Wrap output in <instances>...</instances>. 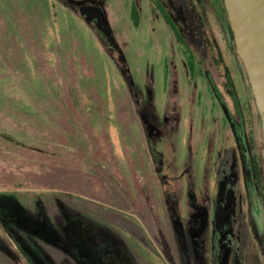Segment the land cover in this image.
<instances>
[{"label":"rangeland","instance_id":"374dc122","mask_svg":"<svg viewBox=\"0 0 264 264\" xmlns=\"http://www.w3.org/2000/svg\"><path fill=\"white\" fill-rule=\"evenodd\" d=\"M159 1L186 45L153 0H0L3 264H264L224 112L226 73L247 94L224 2Z\"/></svg>","mask_w":264,"mask_h":264},{"label":"water","instance_id":"95a60500","mask_svg":"<svg viewBox=\"0 0 264 264\" xmlns=\"http://www.w3.org/2000/svg\"><path fill=\"white\" fill-rule=\"evenodd\" d=\"M233 32L236 54L242 60L264 137V0H223ZM244 167L245 160H243ZM250 180L247 169L245 170ZM251 184V180H250ZM253 202L255 194L250 185Z\"/></svg>","mask_w":264,"mask_h":264},{"label":"flooded vegetation","instance_id":"af4514ba","mask_svg":"<svg viewBox=\"0 0 264 264\" xmlns=\"http://www.w3.org/2000/svg\"><path fill=\"white\" fill-rule=\"evenodd\" d=\"M239 59V69H241V74L242 75V80L245 84V90H247V94H246V99H245V107H243L240 103L239 98L236 97L235 94V89H234V84H233V80L231 78V75L229 73H226L227 75V83L230 87V98L233 102V104L235 105V111H236V115H237V120L231 115V113L229 112L228 109H226L225 105H224V112L227 116V119L229 121V123L232 126V130L234 133V136L237 139V147H238V151H239V160L241 162V174H242V182H243V190H245V194H246V198H247V203L244 205V209H245V213H246V217L248 218L249 222L252 225L253 230L255 231V228H257V233L260 234L264 232V171L261 168V163H260V159L257 156V152L255 151L256 149V145L254 144V135L252 132L248 133V129L246 128V124L247 121L243 114H248V116H250V84H249V88L246 86L245 80L247 82L248 81V77L247 75H244V72L246 74V71H244V66L242 63V60L240 59V57L236 54L234 55ZM244 71V72H243ZM244 76V77H243ZM246 76V78H245ZM211 84V88L212 90L215 92V95L217 97V99L220 101L221 104H223V98L222 96H220L219 91L217 90L213 80L212 82H210ZM253 94L251 95V98L253 99V102L255 103L254 100V96ZM256 106V103H255ZM257 110V107H255ZM257 114L260 118L259 112L257 110ZM245 120V123H244ZM248 120H250V118H248ZM243 160H245V166L246 169L248 171V175L249 178L251 180V184H250V180H248L247 176H246V172H245V167H244V163ZM258 169V174L256 173V167ZM250 185H252L254 194H255V200H256V204L253 202L252 196H251V192H250ZM260 222V223H259ZM264 237V236H263ZM262 238V236H261ZM259 240L261 241V239L259 238ZM263 241V238H262ZM260 243V242H259ZM259 252V251H257ZM257 252H255V256H254V261L252 264H261L260 260L258 259V255Z\"/></svg>","mask_w":264,"mask_h":264},{"label":"trees","instance_id":"16d2710c","mask_svg":"<svg viewBox=\"0 0 264 264\" xmlns=\"http://www.w3.org/2000/svg\"><path fill=\"white\" fill-rule=\"evenodd\" d=\"M153 1L156 4V7L160 11V13L162 14L163 18L165 19L167 25L172 30V32L175 34V36L178 39V41H180L182 43V45H186V43L183 40V37L180 34L177 26L175 25L174 21L172 20V18L168 14V12L164 9V7L161 4V2L159 0H153ZM133 11H135V10H133ZM217 11H218V15H219V18L221 20V23H222V26H223L225 34L227 35L229 40H231L233 42V39H234L233 32H232L230 24H229V20H228V16H227V12H226L225 7L220 6L219 3H217ZM132 16H133L134 24H137V17L138 16L137 15H133V14H132ZM188 63L190 65V67H192V57L191 56L188 57ZM255 168H256V173L258 174L259 171L257 169V166ZM0 263L3 264L2 262H0Z\"/></svg>","mask_w":264,"mask_h":264}]
</instances>
